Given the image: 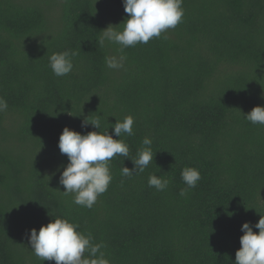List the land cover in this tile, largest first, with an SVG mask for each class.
I'll list each match as a JSON object with an SVG mask.
<instances>
[{
    "label": "trees",
    "instance_id": "16d2710c",
    "mask_svg": "<svg viewBox=\"0 0 264 264\" xmlns=\"http://www.w3.org/2000/svg\"><path fill=\"white\" fill-rule=\"evenodd\" d=\"M182 7L175 29L121 53L96 40L109 25L123 30V0H0V97L8 103L0 112V264H55L28 242L54 215L102 242L110 264H234L241 225L259 232L264 125L243 113L264 106V0ZM64 50L76 53L74 68L57 77L49 57ZM121 54L124 68L108 69L105 57ZM128 115L134 135L121 139L129 156L148 136L153 161L125 178L122 167L133 162L115 156L108 190L91 209L76 205L59 183L69 162L58 147L62 130L86 134L96 129L83 121L99 117L113 134ZM186 167L201 179L182 197ZM152 174L168 187H149Z\"/></svg>",
    "mask_w": 264,
    "mask_h": 264
},
{
    "label": "clouds",
    "instance_id": "9594fccd",
    "mask_svg": "<svg viewBox=\"0 0 264 264\" xmlns=\"http://www.w3.org/2000/svg\"><path fill=\"white\" fill-rule=\"evenodd\" d=\"M182 4L183 0H123L124 11L128 14L123 22V30L118 31L109 25L96 40L97 46L102 48L105 41H108L120 45L119 51L122 53L124 48L138 43L147 44L153 38H160L162 33L175 29L182 22ZM75 55L71 50L53 53L49 57V66L54 75L63 77L71 73L74 68L72 58ZM126 59L123 54L107 56L105 64L108 69L120 70L124 68ZM7 109V101L0 97V112ZM243 115L252 124L264 125L262 105L253 107ZM134 122L131 115L126 116L122 122L116 121L112 128L117 139L113 138L108 129L102 130L99 117L83 121L82 126L90 123L96 129L86 134L64 127L58 147L69 162L60 175L59 183L64 187V195L74 194L73 202L76 205L91 209L98 196L108 190L112 180L109 162L115 156L120 155L133 162L131 169L122 167L121 175L125 178L144 172L153 161V141L148 136L143 138L136 157L129 156V146L121 137L134 135ZM181 178L187 187L180 189L179 195L185 197L190 189L196 187L201 174L196 167H186L181 172ZM169 183L168 178L156 174L150 175L148 179V186L157 191L165 190ZM254 227L259 230L258 233L253 231L251 222L246 221L241 225V247L236 251L234 264H264V215L260 216ZM79 228L78 222L54 215V219L41 225L38 231L36 228L30 230L28 242L31 250L42 261H55V264H110L102 250L105 245L102 242L93 243L92 234H85Z\"/></svg>",
    "mask_w": 264,
    "mask_h": 264
}]
</instances>
